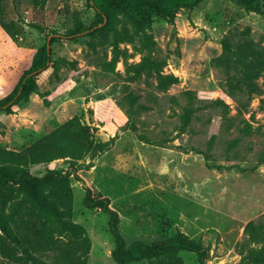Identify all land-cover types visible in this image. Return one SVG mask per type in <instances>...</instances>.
<instances>
[{"label": "rangeland", "instance_id": "374dc122", "mask_svg": "<svg viewBox=\"0 0 264 264\" xmlns=\"http://www.w3.org/2000/svg\"><path fill=\"white\" fill-rule=\"evenodd\" d=\"M0 13L16 34L0 27V99L48 41L51 53L49 68L36 78L38 94L17 104L12 114L0 113L1 149L21 152L78 117L96 141L114 138L112 148L93 161L92 177L119 215V231L133 237L124 240L126 247L178 238L206 249V264H241L240 251L262 246L244 244V230L250 221L264 225V89L249 106L246 97L238 101L227 89L229 77L242 75L235 61L241 50L264 55L261 14L235 0H204L177 15L174 24L156 20L152 57L166 61L164 74L178 79L161 93L154 79L127 82L126 67L141 61L131 44L119 45L131 58L114 64L106 33L89 34L97 22L89 0H0ZM80 24L87 31L72 37ZM117 29L133 33L125 22ZM52 35L60 38L53 41ZM46 92L48 97L40 96ZM217 100L226 106L210 105ZM188 107L193 115L184 125L181 116ZM48 169L66 172L68 164L59 160L30 173L42 177ZM71 185L70 222L91 241L85 264H115L109 217L85 207L81 182L72 178ZM55 227L65 241L74 235L62 223ZM180 257L185 264H200L193 253ZM44 261L64 264L54 253Z\"/></svg>", "mask_w": 264, "mask_h": 264}, {"label": "trees", "instance_id": "16d2710c", "mask_svg": "<svg viewBox=\"0 0 264 264\" xmlns=\"http://www.w3.org/2000/svg\"><path fill=\"white\" fill-rule=\"evenodd\" d=\"M204 0H89L94 10L95 30L89 33H106L110 39L114 64L120 59L127 61L132 55L128 50L119 48L121 42L132 45L133 51L141 55V61L126 67V80L129 83L142 79H154L156 90L166 93L178 79L165 75L167 62L152 57L154 39L152 25L156 20L174 24L177 15L183 11L197 8ZM248 12L261 14L264 18V0H235ZM128 23L133 33L124 34L117 26ZM101 25H104L100 27ZM41 33L44 30L31 25ZM0 27L15 36V29L0 13ZM92 28L90 30H92ZM87 31L83 25L76 27L72 37ZM59 35H52L53 41ZM136 37H139L136 40ZM66 38V37H63ZM138 44H140L138 46ZM228 48V46H226ZM144 52L146 54H144ZM242 69V75L229 77L227 89L229 96L236 100L246 97L247 105L254 98H260L264 89V55L250 48H244L235 57ZM51 64V53L44 45L33 56L31 67L25 71L15 88L0 99V113L12 114L13 108L32 94H38L37 76L46 71ZM263 80L260 86L258 81ZM48 97L49 93H42ZM191 99L192 92H185ZM127 97H132L130 94ZM48 106V101H45ZM210 105L226 106L217 100ZM246 106L243 110L246 111ZM242 112V111H241ZM193 110L188 107L181 116L188 125ZM247 128L250 125L244 122ZM114 138L108 142L96 141L90 128L80 118L73 117L45 135L36 143L21 152L0 148V263L9 264H47L44 258L51 253L57 254L64 264H85L91 250V241L79 226L70 222L73 217V189L71 179L81 182L85 192L84 205L88 210H99L109 217V231L113 238L112 258L115 264H185L181 252L193 253L200 264H206L208 251L182 239H169L159 245L147 246L140 242L126 247L118 230L119 215L111 209L107 198L96 199L85 181L78 176L80 171L94 168L93 161L109 151ZM88 164L84 163L86 159ZM64 160L68 170L48 169L42 177L30 173L32 167L49 166ZM62 223L74 232L73 237L63 240L58 236L55 224ZM245 243L262 245L259 248L246 247L240 251L241 264H264V225L250 221L244 230ZM242 245V244H241ZM240 245V247H241ZM245 248V246H244Z\"/></svg>", "mask_w": 264, "mask_h": 264}, {"label": "crops", "instance_id": "0c3cea01", "mask_svg": "<svg viewBox=\"0 0 264 264\" xmlns=\"http://www.w3.org/2000/svg\"><path fill=\"white\" fill-rule=\"evenodd\" d=\"M50 165H52V164H50ZM95 168V167H94ZM94 168H92V170H90L89 172H86V171H80L79 172V176L85 181V183L87 184V186L94 192V194H96L95 195V198L96 199H102V198H104V195L96 188V186H95V184H94V180H93V177H92V171L94 170ZM84 175H85V177H84ZM87 177H89L90 178V180L89 181H91L90 183H88L87 181H88V179H87ZM111 207V206H110ZM112 209V208H111ZM118 230H120V223H119V225H118ZM120 232V231H119ZM120 234H121V236L123 237V239L126 241V240H131L133 237L131 236V237H126L125 236V234H123V233H121L120 232ZM126 243H127V241H126ZM130 245V244H129ZM132 245V244H131ZM130 245V246H131ZM129 246V247H130ZM127 248H128V246H127Z\"/></svg>", "mask_w": 264, "mask_h": 264}, {"label": "water", "instance_id": "95a60500", "mask_svg": "<svg viewBox=\"0 0 264 264\" xmlns=\"http://www.w3.org/2000/svg\"><path fill=\"white\" fill-rule=\"evenodd\" d=\"M58 37H60V36H58ZM50 38H52V36L49 37V39H50ZM49 49H50V47H49V41H48V44H47V50L49 51Z\"/></svg>", "mask_w": 264, "mask_h": 264}]
</instances>
